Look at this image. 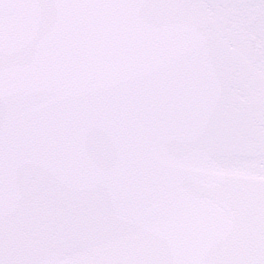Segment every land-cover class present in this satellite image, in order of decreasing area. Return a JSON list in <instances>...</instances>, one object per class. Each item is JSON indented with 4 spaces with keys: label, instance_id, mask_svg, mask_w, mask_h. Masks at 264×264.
<instances>
[{
    "label": "snow or ice",
    "instance_id": "6c2138e0",
    "mask_svg": "<svg viewBox=\"0 0 264 264\" xmlns=\"http://www.w3.org/2000/svg\"><path fill=\"white\" fill-rule=\"evenodd\" d=\"M0 264H264V0H0Z\"/></svg>",
    "mask_w": 264,
    "mask_h": 264
}]
</instances>
